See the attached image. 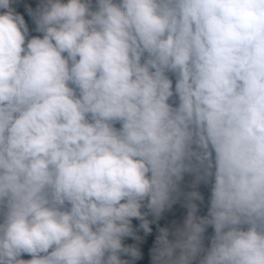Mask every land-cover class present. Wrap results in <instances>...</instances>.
I'll return each mask as SVG.
<instances>
[{
    "label": "clouds",
    "instance_id": "obj_1",
    "mask_svg": "<svg viewBox=\"0 0 264 264\" xmlns=\"http://www.w3.org/2000/svg\"><path fill=\"white\" fill-rule=\"evenodd\" d=\"M11 3L0 264H134L131 220L152 231L141 208L157 218L171 203L193 143L214 159L207 213L190 192L150 264H264V0H38L39 35Z\"/></svg>",
    "mask_w": 264,
    "mask_h": 264
},
{
    "label": "rangeland",
    "instance_id": "obj_2",
    "mask_svg": "<svg viewBox=\"0 0 264 264\" xmlns=\"http://www.w3.org/2000/svg\"><path fill=\"white\" fill-rule=\"evenodd\" d=\"M37 3L38 0H12L10 5L15 12L24 17L31 35L33 33L32 29L34 25L26 9H35ZM36 34L39 35L38 33ZM166 75H168L173 85V94L168 98L167 102L175 108L178 104V98L174 91L176 77L172 72H167ZM115 126L119 127L118 124ZM183 163L185 167L184 170H182L179 179L174 178L175 190L170 197L171 203L162 210L160 216L154 218L146 208H141L142 212L147 213L145 218L149 221H153L149 225L152 231L145 235L142 230L138 229V227H133L136 231V235L140 236L141 240L135 241L131 237H124L122 240V243L125 245H138L141 256L135 261L137 264H150V250L153 247L155 237L158 234V228L166 227L171 233L175 228L182 226L183 220L188 211L187 196L190 192H198L201 197L200 200L192 201L197 206L196 215L204 216L207 213L210 187L212 183L211 173L214 171V159L210 157L206 151H202L196 143H193ZM211 234L212 228L209 226L203 234V244L205 247L208 244ZM171 238L170 235V239ZM122 257L127 258L126 256ZM21 258L29 259L30 257L27 254H22Z\"/></svg>",
    "mask_w": 264,
    "mask_h": 264
},
{
    "label": "trees",
    "instance_id": "obj_3",
    "mask_svg": "<svg viewBox=\"0 0 264 264\" xmlns=\"http://www.w3.org/2000/svg\"><path fill=\"white\" fill-rule=\"evenodd\" d=\"M138 220L137 219H135V218H133L132 220H131V224H132V226L133 227H138ZM122 259H127V258H123V257H121ZM134 264H137V263H135L134 262Z\"/></svg>",
    "mask_w": 264,
    "mask_h": 264
},
{
    "label": "flooded vegetation",
    "instance_id": "obj_4",
    "mask_svg": "<svg viewBox=\"0 0 264 264\" xmlns=\"http://www.w3.org/2000/svg\"><path fill=\"white\" fill-rule=\"evenodd\" d=\"M32 35H37V34L35 32H33Z\"/></svg>",
    "mask_w": 264,
    "mask_h": 264
}]
</instances>
